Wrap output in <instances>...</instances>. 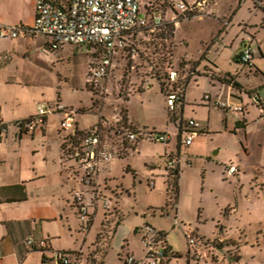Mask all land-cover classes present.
<instances>
[{
	"label": "rangeland",
	"instance_id": "rangeland-1",
	"mask_svg": "<svg viewBox=\"0 0 264 264\" xmlns=\"http://www.w3.org/2000/svg\"><path fill=\"white\" fill-rule=\"evenodd\" d=\"M168 1L171 0H158L167 6ZM193 1L188 0V3ZM239 1L241 7L238 0L216 1L215 14H208L203 20H198L207 15L203 12H200V18H179L176 58L187 56L196 59L207 47L206 52L211 59H216V65L223 72L235 75L242 70L240 79L243 84L255 89L261 87L258 89L260 104L253 99L256 93L250 98H242L243 115L225 114L203 103L204 92L210 90L209 83L203 79L197 84L191 83L186 101L177 105L175 114L168 112L166 99L154 78L158 72L160 76L167 73L166 65L160 63V54L150 45L152 37L146 34L133 41L134 51L130 49L115 57L112 70L98 87L88 82L91 65L100 56L91 46L78 48L65 44L60 51L53 52L41 36L34 41L25 40L23 34L16 39H0V49L6 50L0 53V108L4 111L5 120H11H3L8 124L10 142L19 141V130L14 122L36 116L40 105L55 108L58 103L74 110L78 117L83 114L79 124L87 129L101 121L114 125L125 114L127 122L130 120L134 127L170 137L167 144L144 139L128 157L126 154L118 155V147L113 146V160L101 168H105L108 177L115 182H107L98 188L94 182L91 195L95 209H88L93 227L85 230L79 212L78 218L73 213L77 211L74 204V211L68 209L62 222L60 218L57 221L45 217L50 212L44 202L50 203L55 197L67 195L74 203L75 192L86 189L81 184L83 175L75 178V189H60L55 173L61 162L58 158L61 140L57 134L62 132L63 115L56 112L48 114L46 124L38 125L35 131L37 139L47 142V159L41 154L29 155L42 161L49 180L47 184L39 182L29 189L28 203L7 208L10 212L0 210V241L4 233L2 224L9 218L44 222L55 236L43 238L52 250L30 252L21 264H42V256L55 264L57 252H82L83 264H123L120 258L125 260L127 256L142 261L146 253L144 240L160 233L166 236L168 245L179 255L170 264H264V58L259 52L256 54V65L262 71L258 75L250 74L248 67L238 65L234 59L245 33L256 38L252 41L254 47L257 49V44L260 45L264 55V12L257 8L264 5V0ZM149 2L139 0L142 11ZM231 13L235 16L230 25L229 18L221 20L224 29L229 26L228 35L224 37L227 43L219 53H215V48L210 49V46L221 26L212 16L222 18ZM169 45L171 53L174 52V45L170 42ZM203 59L190 61L188 65L181 64L188 63L186 60L177 63L173 59L171 67L185 77L193 74L215 77ZM146 83L149 85L144 88ZM22 116L25 118L17 119ZM236 116H240L239 119ZM171 117L176 121H171ZM239 120H246V123H242L238 130L236 124ZM191 121L198 123L200 128L189 127ZM243 124L246 127L242 128ZM180 127L182 131L197 135L190 149H181L176 207L171 187L167 186V158L177 154ZM202 128L207 130L203 139L199 135ZM6 137L4 132L0 134V140ZM12 161L15 162L14 159ZM10 165L11 160L0 165V172L10 173ZM129 166L136 171L137 178L127 172ZM231 166L237 170L234 175L227 172ZM125 190L130 194L127 195ZM105 203L108 208L103 209ZM86 204L84 206L87 207ZM188 234L197 235L201 243H205V247L199 248L202 258L198 261L191 255ZM29 238L37 242L41 240L38 236H31L24 241L25 244ZM27 249L32 251L29 245ZM2 255L6 263L15 259L5 246ZM238 255H241V260L237 263L234 259Z\"/></svg>",
	"mask_w": 264,
	"mask_h": 264
},
{
	"label": "built area",
	"instance_id": "built-area-1",
	"mask_svg": "<svg viewBox=\"0 0 264 264\" xmlns=\"http://www.w3.org/2000/svg\"><path fill=\"white\" fill-rule=\"evenodd\" d=\"M170 3L176 11L171 19L162 12L148 11L149 4L142 11L139 0H36V16L33 26L19 25L12 28L0 25V39H16L21 34L33 39L41 36L47 40L46 46L53 52L60 51L65 44L80 48L91 46L92 49L98 51L100 56L91 65L88 82L91 86L98 87L99 82L105 80L112 70L115 57L126 52L135 35L161 32L166 22L171 21L176 25L179 23V18L184 20L200 18L202 17L200 12L208 5L207 0L193 4H189L185 0H171ZM50 40L52 44L49 43ZM131 51H134V48ZM253 55L252 47L246 46L238 58L241 64L252 67ZM157 77H161L159 72L154 76V78ZM165 78L167 110L175 114L177 105L181 104L185 97L186 87L190 80L189 77L181 76L178 69L171 67V64L167 69ZM147 85L149 83H146L144 88ZM203 101L211 103L213 100L210 95H205ZM213 104L226 113L244 114L242 102L231 97L226 100L218 98L213 101ZM37 112L38 114L34 117L14 122L16 123L14 126L19 130L18 133L33 135L38 125L46 124L48 114L56 112L63 115L61 129L65 134L63 137L65 153L67 158L76 165L77 176L83 175L81 184L84 187H92L101 166L109 164L113 160L115 156L114 145L118 147L117 154L124 156L131 153V149L137 147L144 139L165 144L170 140L166 134H159L145 128H131L133 125L123 119H117L114 125L101 121L89 129L82 130L78 125V114L60 103L55 108L50 107V105H40ZM189 127L192 129L200 128L199 124L193 121L189 123ZM7 128L8 124L0 118V134L2 132L7 134ZM67 131H69L68 134H66ZM181 135L182 145L189 147L193 144L197 133L185 130L182 131ZM180 157L181 155L179 157L170 155L167 158L168 168L174 169L180 165ZM227 172L234 175L237 170L231 166ZM74 201L78 203L80 208L82 226L87 230L89 211L88 207L84 206L83 191L75 192ZM106 208H108L107 203L104 204V209ZM186 237L193 259L198 261L202 258V252L199 250L202 243L195 234H188ZM26 245L38 248L42 253L52 250L44 239L37 242L34 238H29ZM144 246L146 253L142 261L127 256L121 262L123 264H163L165 261H169L171 254L175 252L168 246L166 238L160 234L151 239L146 238ZM82 254V252L77 254L57 252L55 264H83ZM43 264H53V260L45 259Z\"/></svg>",
	"mask_w": 264,
	"mask_h": 264
},
{
	"label": "crops",
	"instance_id": "crops-1",
	"mask_svg": "<svg viewBox=\"0 0 264 264\" xmlns=\"http://www.w3.org/2000/svg\"><path fill=\"white\" fill-rule=\"evenodd\" d=\"M188 2V0H186ZM198 1H202V0H194L192 2L196 3ZM208 1V5L205 6V8H203V14H207L206 16H203L201 19L198 20H203L206 17H208V14H215L214 13V5L216 4V1L218 0H207ZM238 5L240 6V1L238 0ZM35 16H36V0H0V23H4V24H19L25 27H31L34 24L35 21ZM234 13H231V15H228L227 17H218L216 15L212 16L215 19H218V22L221 26V30H218L216 33V37L215 35L213 37L212 40V45L210 46L211 48H215L214 52L215 53H219L220 49H222L221 47L223 45H225L227 42L226 39H224V37H226L228 35V27H226L224 29V27H222L221 25V20H225L224 18H229L228 22L229 25L232 22V19L234 18ZM244 22V21H243ZM179 23L176 24L175 26V32H174V37H173V44H174V53H173V59H176L177 63L186 60L188 62L193 61V62H198L201 59H203V62L205 64H208V66L211 68V72L215 77H211V76H197L196 79H193L191 83L197 84L199 80L203 79L205 81H207L209 83V87L210 90L205 91L204 92V96L205 95H210L212 100L215 101L218 98L226 100L228 97H231L234 100H238L240 102H242V98L244 96H249L247 94V92L249 91H253L254 93H256V98H258V89H260L261 87L259 86V88L255 89V88H250L249 86L245 85L242 83L241 79H240V74H242V70L241 73L236 72L235 75L230 74V73H225L221 70V68L216 65V59L213 60V58L211 59V55L209 54V52H206L208 49L207 47L203 48L201 50V54L196 58V59H192V58H188L186 57H182L179 56L176 58V50H177V29H178V25ZM223 34H222V32ZM259 34V33H258ZM258 34L256 36H258ZM25 40H30V41H34L36 39L33 38H28V37H24ZM256 38H253L251 35L248 34H244V36L241 38V45L236 48V52L234 54V59L238 58V55L242 52V50L244 48H246V46H251L253 51H254V55H253V68L249 69L250 74L254 73L255 75H258L260 73H262V71L258 68V66L256 65V54L259 52L261 57L264 58L263 52L261 51V47L260 45L257 44V49L254 47V42ZM206 46V45H205ZM6 50H1L0 49V53L5 52ZM241 63H238V65H240ZM242 66H244L243 64H241ZM245 67V66H244ZM258 74H257V73ZM226 74H229L235 82L239 83L242 87V89H235L233 88L231 85H227L222 83L221 81H219L220 78H223ZM190 83V85H191ZM189 85V86H190ZM188 86V88H189ZM264 87V86H262ZM187 88V90H188ZM186 90V93H187ZM186 93H185V97H184V101H186ZM251 96H249L250 98ZM204 98V97H203ZM256 98H253L254 100ZM166 99V98H165ZM259 99V98H258ZM260 100V99H259ZM213 101L211 103H205L203 101V103H205L206 105H208L209 107H215L213 104ZM216 108V107H215ZM221 110V109H220ZM225 114H227L225 111H223ZM0 115H1V120L3 121H11V120H5L4 118V111L2 108H0ZM83 114L79 115L78 117V125L80 129H87L81 126V124H79V121L82 119ZM240 116H236L237 119H239ZM24 119L25 116L17 118V119ZM17 119L13 120L16 121ZM208 124L210 123V120H208ZM129 122L134 125V123H132L130 120ZM243 122H241L240 120L237 122V129H241L239 127H241V124ZM246 123V120H245ZM240 125V126H239ZM246 127V124H243ZM207 129H209L207 127ZM206 129L202 128V130L200 131L199 135L201 134L202 136H200L202 139L204 138V134H206ZM45 136L47 135V131H45ZM7 137L5 140H0V165L5 164L8 160H11V165H10V169L11 172H7V171H3L0 172V188L2 187H8V186H13V185H20V184H24L25 188H26V194L29 191V189L32 186H35L36 184H38L39 182H46L47 180H49V175L47 174L45 168H43L42 165V161H38L35 158H32V156H34L35 154H41L43 157H45L44 159H47V142L45 143L43 140L41 139H37L35 133L33 135H17L18 140H14V142H10L8 139V133L6 134ZM58 137L61 140V142L59 143L58 147L60 148V152L58 153V158L60 157V164H59V169L56 171L55 173V177H56V181L58 182V185L60 187V189H75V183L74 180L77 176V174L74 173V169L72 168V164L68 161H66L63 157V153H62V147H63V137H64V133L60 131L58 132ZM16 139V138H15ZM195 144V141L193 142V144L189 147H192ZM189 147H184L182 146V151L187 148L190 149ZM186 152V151H185ZM28 153V154H27ZM29 153H32V156L29 155ZM44 154V155H43ZM46 154V155H45ZM181 154V153H180ZM128 157V156H126ZM15 160L12 161V160ZM188 160H190L191 163V159L188 158ZM189 164V163H188ZM130 167V166H129ZM1 168V166H0ZM102 169V168H101ZM99 170V174L96 178V187H101V186H105L107 182H115L113 179L108 177V172L104 169ZM131 169V167H130ZM15 170V171H14ZM132 170V169H131ZM135 171V170H134ZM136 173V171H135ZM134 177L137 178V175H133ZM37 182V183H36ZM43 184V183H42ZM41 184V185H42ZM47 184V182H46ZM123 185V184H122ZM37 186V185H36ZM127 195L130 194L129 191H126ZM28 194H27V200L25 202L22 203H13V204H3L0 205V210H7V208H12V207H17V206H21L24 205L26 203H28ZM73 203L70 202V196L64 195L60 198H54V200L52 202L49 203L48 202H44L43 205H45V208L50 212V214H46L45 217L51 219L53 218L54 220L58 221V218L61 219V222L64 220L63 216L64 213H66V211L68 209H70L72 212L74 211V207H72ZM177 207V206H176ZM6 208V209H5ZM95 209L94 207H91L90 210ZM104 209V207H103ZM76 211V210H75ZM10 212V211H8ZM75 216H77V211L73 212ZM96 216V215H94ZM78 218V216H77ZM95 218V217H94ZM9 221H6L2 224V227L4 229V233H3V238L2 241H0V264H21L23 262V260L25 259L26 255L30 252H34V253H39L40 251H29L27 249V246L25 244V240L28 237L31 236H35V237H40L41 240H43V238L48 237L49 239H52L54 236L53 233L50 232V230L45 226L44 222L41 223H37L34 222L32 220H21V221H14L12 218H9ZM43 221V220H42ZM93 227V226H92ZM5 246V249L9 252L11 251L12 255L15 257V259H11L9 262H5L3 261V255H2V250ZM43 260V256L41 259V263Z\"/></svg>",
	"mask_w": 264,
	"mask_h": 264
},
{
	"label": "trees",
	"instance_id": "trees-1",
	"mask_svg": "<svg viewBox=\"0 0 264 264\" xmlns=\"http://www.w3.org/2000/svg\"><path fill=\"white\" fill-rule=\"evenodd\" d=\"M171 1H168V6L166 5L165 2L163 3H159L158 0H150V3L147 8L148 11H154V12H162L164 14H167L168 17L169 15L176 14V11L173 9L171 3ZM256 4V3H255ZM152 7V8H151ZM259 9H261L264 12V5L257 7ZM151 14V13H150ZM171 16V17H172ZM264 26V23L263 25ZM174 32H175V23L168 21L165 23L164 28L161 32L158 33H153V34H149V33H144L146 35H148L149 37H152V43L150 45H153L156 49L154 50L155 52L157 51V54H160V60H161V64L162 65H166V70L170 67V64L172 65V61H173V53H171L170 51V44H173V37H174ZM140 35H135L130 42V45L128 47V49H126V51H130V49H133L134 47V43L133 41H135V39H138ZM169 45V47H168ZM80 48V47H78ZM158 48V49H157ZM174 49V47L172 48ZM97 55V54H96ZM236 63H240L239 58L235 59ZM183 62V61H181ZM182 65H188L190 64L189 62L187 63H181ZM245 67H248V69H252L254 66L249 67L244 65ZM257 73V72H256ZM166 74V73H165ZM165 74H163L161 77H157L155 80L156 82L159 83V86L161 88V93L163 94V96L165 97V91L167 89V84H166V78H165ZM193 74V73H192ZM191 76V77H190ZM193 76V78H192ZM196 75H189V84L187 85L186 88H188V86L190 85V83L192 82L193 79H196ZM191 78V79H190ZM219 81H221L224 84L227 85H231L233 88L235 89H242L241 85L237 82L234 81V79L229 75L226 74L223 78H220ZM187 90V89H186ZM254 92L253 91H249L247 92V94L249 96H251ZM184 102V99L182 100V103ZM261 103V101L259 100V104ZM264 106V104H263ZM124 112H127V110H124ZM123 120L125 122L128 121L127 117L125 116V114L123 115ZM171 121L175 122L176 120H174L173 117L170 118ZM245 123V120L244 122ZM14 125L16 126V123H14ZM245 126H243L242 128H244ZM131 128H135L134 125ZM182 127H180V134L177 137V154L175 156L179 157L181 154V148H182ZM20 135H22L21 133H19ZM19 136V135H18ZM138 146V145H137ZM137 149V147H133L131 150V153L135 152ZM62 155L64 157V159L68 162H70L72 164V168L74 169V173L78 175L77 172V167L76 165H74V163L72 162L71 159L67 158V155L65 153V146L63 144L62 147ZM127 153L126 156H128ZM127 172L128 173H132L133 175L136 176V173L134 170H131L130 167L127 168ZM167 173H168V182H167V186L171 187L170 192L171 195H173V200H174V204L177 206L178 205V198H179V181H180V175H181V167L180 165L176 166L174 169H169L167 168ZM171 179V180H170ZM94 187V185L92 186ZM92 187H86V189L83 191L84 193V202L87 203V207L88 209H90L93 205V197H92V192H93V188ZM27 200V194H26V188L24 186V184H20V185H13V186H8V187H2L0 188V205L3 204H13V203H22L25 202ZM74 206L77 209V212H79V216H80V208L78 206V203L76 201H74ZM80 218V217H79ZM93 218V217H92ZM93 222H91V218L89 216V226L92 227ZM120 224H118L119 226ZM161 236L165 237V235L161 234ZM203 242V241H202ZM168 244V242H167ZM169 246V245H168ZM170 247V246H169ZM202 247H205V243H202ZM171 248V247H170ZM219 248H223L222 246H219ZM32 250L34 251H40L38 248L33 247ZM42 252V251H40ZM173 258H179V255L177 253H172L170 260H172ZM170 260L165 261L163 264H170ZM241 260V255H238L237 257H235L234 261L235 262H239ZM45 258H43L42 260V264L44 263ZM120 261H122V259L120 258Z\"/></svg>",
	"mask_w": 264,
	"mask_h": 264
},
{
	"label": "water",
	"instance_id": "water-1",
	"mask_svg": "<svg viewBox=\"0 0 264 264\" xmlns=\"http://www.w3.org/2000/svg\"><path fill=\"white\" fill-rule=\"evenodd\" d=\"M255 101H256L257 103H259V99H258V98H256Z\"/></svg>",
	"mask_w": 264,
	"mask_h": 264
}]
</instances>
